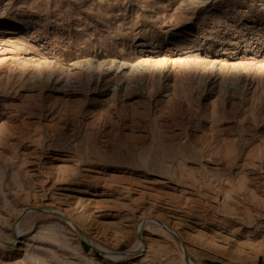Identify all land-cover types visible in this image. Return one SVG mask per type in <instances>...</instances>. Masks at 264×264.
Instances as JSON below:
<instances>
[{
  "label": "rangeland",
  "instance_id": "rangeland-1",
  "mask_svg": "<svg viewBox=\"0 0 264 264\" xmlns=\"http://www.w3.org/2000/svg\"><path fill=\"white\" fill-rule=\"evenodd\" d=\"M184 255L264 264V0H0V264Z\"/></svg>",
  "mask_w": 264,
  "mask_h": 264
},
{
  "label": "bare ground",
  "instance_id": "bare-ground-1",
  "mask_svg": "<svg viewBox=\"0 0 264 264\" xmlns=\"http://www.w3.org/2000/svg\"><path fill=\"white\" fill-rule=\"evenodd\" d=\"M72 225V224H71ZM177 237L175 236V239H176ZM177 240V239H176ZM177 241H179V240H177ZM114 257H116V256H114ZM184 259H185V256H184ZM185 262H186V264H193L191 261H189V262H187L186 261V259H185Z\"/></svg>",
  "mask_w": 264,
  "mask_h": 264
},
{
  "label": "water",
  "instance_id": "water-1",
  "mask_svg": "<svg viewBox=\"0 0 264 264\" xmlns=\"http://www.w3.org/2000/svg\"><path fill=\"white\" fill-rule=\"evenodd\" d=\"M177 240H178V238H176ZM185 256V259H186V261L187 262H189V260H188V258H187V256L186 255H184Z\"/></svg>",
  "mask_w": 264,
  "mask_h": 264
}]
</instances>
